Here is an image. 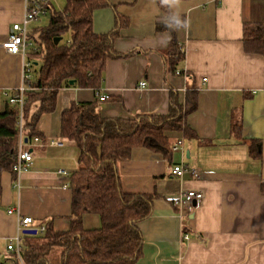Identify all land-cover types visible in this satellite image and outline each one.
<instances>
[{"label": "crops", "instance_id": "1", "mask_svg": "<svg viewBox=\"0 0 264 264\" xmlns=\"http://www.w3.org/2000/svg\"><path fill=\"white\" fill-rule=\"evenodd\" d=\"M111 3L114 8L94 12L93 29L108 34L120 17L125 24L119 26L114 48L130 55L108 60L98 90L105 102H99L97 90L62 89L55 111L41 116L36 126L41 144L31 150L28 170L2 175L0 263L19 264L7 251L19 217L33 218L35 230L47 223L56 231L70 228V180L80 168V151L75 141L61 136L64 111L97 101L104 118L167 115L171 94L184 103L187 91L196 89L197 110L187 118L196 138L170 132L173 146L181 143L171 159L135 148L118 165L126 192L157 196L150 217L138 224L144 245L136 264H264V55L247 53L243 44L244 26L264 22V0H168L171 13L158 0ZM66 5L67 0H52L49 7L59 12ZM24 13L22 0H0V111L8 104L2 93L12 94L22 85L30 61V53L26 58L10 55L1 46ZM175 19H184L185 25H175ZM40 24V19L32 22L30 30ZM173 35L184 60L175 73H166L163 53ZM142 79L146 88L139 85ZM39 108L40 102L34 103L31 115ZM235 125L240 135L233 132ZM53 140H63L64 146H50ZM181 163L199 169L202 177L174 176L173 166ZM186 191L202 194L191 209L167 200ZM83 226L99 228L100 217L84 215Z\"/></svg>", "mask_w": 264, "mask_h": 264}, {"label": "trees", "instance_id": "2", "mask_svg": "<svg viewBox=\"0 0 264 264\" xmlns=\"http://www.w3.org/2000/svg\"><path fill=\"white\" fill-rule=\"evenodd\" d=\"M167 1L158 0L163 10L171 13ZM108 7L114 8L111 0H67L62 11L48 7L49 25L31 32L30 38L40 50L29 55L34 73L24 108V132L29 141L38 135L36 126L41 116L55 111L62 89H93L99 95L108 60L130 55L120 54L114 48L120 27L125 24L120 17L116 29L108 34H97L93 29L94 12ZM173 23L181 26L185 20L175 19ZM166 28L159 26L158 30ZM66 34L71 39L63 43ZM57 38L62 40L57 43ZM243 44L247 53L264 55V22L244 26ZM163 57L166 73H175L184 60L174 35ZM36 102H40V108L31 115ZM197 106L198 91L192 89L187 91L184 103L171 94L167 115L104 118L97 101L73 104L64 111L61 136L75 141L80 151V168L70 180V228L56 231L47 223L43 233L24 234L21 259L14 253L19 264H136L144 245L138 224L150 217L157 196L126 192L118 165L128 161L135 148H146L171 159L173 143L168 133L181 132L187 139L196 138L187 118ZM18 115V108L9 104L0 111V198L2 175L14 172L17 161ZM233 132L240 135L241 127L235 125ZM88 214L100 217L99 228H84L83 217Z\"/></svg>", "mask_w": 264, "mask_h": 264}, {"label": "built area", "instance_id": "3", "mask_svg": "<svg viewBox=\"0 0 264 264\" xmlns=\"http://www.w3.org/2000/svg\"><path fill=\"white\" fill-rule=\"evenodd\" d=\"M25 3V13L21 23H16L12 26L5 41L2 43V48L10 55H21L26 58L29 53H37L40 47L31 40L30 24L37 21L40 17L48 13V7L52 0H22ZM177 75L180 72L177 71ZM34 73L32 69V63L26 62L24 65L23 83L12 94L3 92L7 103L11 106H16L19 110L18 115V128H19V151L17 161L13 166L14 172L20 176L22 173L28 170L27 165L32 161V149L41 144L39 137H34L32 140H28L24 132V108L26 106V93L30 90V84L33 81ZM141 88L147 87V82L142 79L139 82ZM100 102L107 100L106 96L98 95ZM181 143L171 147L172 152H177L181 149ZM50 146L63 147V140H53L49 143ZM59 175L67 176L69 173L65 170H60ZM172 174L179 178H183L189 175L193 179H200L202 177L199 169L194 167H188L183 163L177 164L172 168ZM202 194L195 191H186L174 198H168L169 202H174L182 208L191 209L193 201L200 202ZM12 210H9V214H13ZM34 224V220L31 217H19L17 224V233L15 237L9 242L7 251L15 253L19 259H21L23 235L26 230H35L31 227ZM39 232H44L45 228L42 226L36 229ZM187 238V237H186Z\"/></svg>", "mask_w": 264, "mask_h": 264}, {"label": "rangeland", "instance_id": "4", "mask_svg": "<svg viewBox=\"0 0 264 264\" xmlns=\"http://www.w3.org/2000/svg\"><path fill=\"white\" fill-rule=\"evenodd\" d=\"M43 17V16H42ZM40 17L39 19L41 20V28L47 27L50 23V15L45 16V17ZM32 32V31H31ZM71 38L70 34H66L63 37V43L67 42Z\"/></svg>", "mask_w": 264, "mask_h": 264}, {"label": "water", "instance_id": "5", "mask_svg": "<svg viewBox=\"0 0 264 264\" xmlns=\"http://www.w3.org/2000/svg\"><path fill=\"white\" fill-rule=\"evenodd\" d=\"M61 40H62V38H57L56 42L59 43ZM70 84L74 85L75 81H70ZM24 234H26V235H36L37 234V230H26L24 232Z\"/></svg>", "mask_w": 264, "mask_h": 264}]
</instances>
